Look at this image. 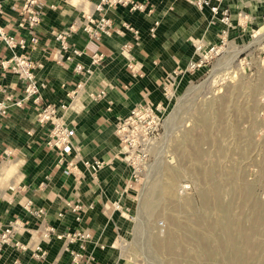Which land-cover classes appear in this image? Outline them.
Listing matches in <instances>:
<instances>
[{"label": "crops", "instance_id": "0c3cea01", "mask_svg": "<svg viewBox=\"0 0 264 264\" xmlns=\"http://www.w3.org/2000/svg\"><path fill=\"white\" fill-rule=\"evenodd\" d=\"M133 1L150 12H129L118 5L103 6L96 12L94 6L99 0H38L40 22L30 34L17 28L19 5L0 0V27L24 39L26 48L17 53H25L41 65L34 70L40 84L37 102L25 100L0 116V233L13 223L17 225L9 243L0 248V264H72L69 251H77L78 242L68 244L56 236L76 230L90 234L79 264H125L119 256L125 217L114 207L130 205L135 184L114 128L137 105L163 109L167 102L163 82L170 79L172 87L175 80L194 78L198 71L186 72L196 59L194 45L217 44L224 29L206 8H196L194 0ZM220 8L230 15L227 37L240 40L243 28L260 27L264 0H223ZM87 16L108 19L113 33L90 40L82 31ZM122 23L137 31V40L121 29ZM154 23L151 36L149 29ZM70 25L75 28L63 52L54 36ZM30 35L36 39L33 45L28 42ZM123 45H130L132 70L121 53ZM71 49L80 55L71 56ZM95 52L103 59L93 67L89 56ZM58 54L62 57L57 60ZM9 57L10 52L0 43V61ZM76 63L88 73L74 74ZM78 83L80 88L76 90ZM0 85L13 100H21L22 84L16 75L0 70ZM100 91L104 93L101 98L90 96ZM45 104L63 105L55 120L74 131L75 150L61 164L44 145L49 125H40L35 119L37 110ZM82 160L100 161L102 166L92 174L81 165ZM68 162L75 169L64 174ZM73 205L82 209L78 222L69 211ZM37 210L41 211L37 216L29 213ZM48 228L54 233L47 235ZM35 246L44 251L43 259L33 256Z\"/></svg>", "mask_w": 264, "mask_h": 264}, {"label": "rangeland", "instance_id": "374dc122", "mask_svg": "<svg viewBox=\"0 0 264 264\" xmlns=\"http://www.w3.org/2000/svg\"><path fill=\"white\" fill-rule=\"evenodd\" d=\"M238 36L206 47L216 53L194 78L169 84L119 210L123 263L264 264V20Z\"/></svg>", "mask_w": 264, "mask_h": 264}, {"label": "built area", "instance_id": "2783aa9c", "mask_svg": "<svg viewBox=\"0 0 264 264\" xmlns=\"http://www.w3.org/2000/svg\"><path fill=\"white\" fill-rule=\"evenodd\" d=\"M8 1L19 5L16 9V15L18 17L17 28L29 31L31 34L32 30L35 29L40 22V17L36 9L38 0ZM215 1L216 3L214 4L211 2V0H194L193 5L198 9L206 8L211 16L224 27L223 31L220 33V43L222 44L227 39V31L231 23L230 15L227 9L220 8V2L223 0ZM115 5L127 8L129 12H150L145 5L134 2L133 0H99V2L94 6V11L101 12L103 6L112 7ZM237 16L238 18H243L242 14H238ZM262 19L264 20V16ZM155 25L156 23H154L149 29L151 36L154 33ZM74 28V25H70L65 31L55 34L54 39L59 43L60 51H67L68 46L66 40L69 37V34L73 32ZM121 29L123 31L129 32L134 40L138 39L137 31L130 24L122 23ZM82 31L90 40L98 41L101 36L109 37L113 33L114 29L112 28L110 21L103 16H100L96 20H93L90 16H87L82 24ZM28 42L30 45H33L36 42L35 37L30 35ZM0 43L5 47L6 50L10 52V57L8 59L0 61V70L8 71L16 75L22 84L21 100H13V98L8 95L0 85V116H3L10 107L20 106L21 102L25 100L31 99L32 102H37V94L40 89V84L35 80L34 70L41 68V65L40 63L32 62L25 53H17V51L25 50V40L21 37L5 32L1 27ZM129 51L130 45H123L121 53L125 55V59L128 61L127 68L132 70ZM194 53L196 55V59L195 61L189 63L186 68V72H191L200 68L203 60L207 56L211 55V53L215 54L216 51H214L213 47H209L207 49L204 47V45H202V43H196L194 45ZM70 55L76 57L79 56L80 53L74 49H71ZM61 57L62 56L60 54L56 56L57 60ZM102 59V55L95 52L89 56V63L94 67L99 65L102 62ZM65 60L71 61V57H66ZM72 70L73 73L77 75L88 73V69H84L78 63L73 65ZM177 75L178 74L174 73V76ZM169 84L170 79H166L162 84V93L166 100L170 98ZM79 88L80 83L76 84V90ZM90 96L96 100L104 96V93L100 91L99 93ZM60 108L62 109L63 105L56 106L52 104H45L37 110L35 119L40 125H49V129L44 140V145L48 150H51L55 153L57 162L61 164L65 161V158L68 157L75 149L72 144L74 137L73 129L55 120L57 110ZM162 111L163 109L158 105H137L124 118L120 119L114 128V134L122 145L121 154L123 156V161L129 169L130 178L133 182L137 180L138 174H140L145 168L148 150L154 142L156 130L160 127ZM80 163L92 174L96 173L97 170H99L102 166L100 161L82 160ZM73 169H75V165L73 163H66L64 174H69L70 170ZM114 208L116 210H120L119 205H115ZM81 210V207L77 205L69 207V211L74 213V220L77 222L80 221ZM29 213L37 216L41 213V211L37 210L31 211ZM16 229L17 225L13 223L1 231L0 248L3 245L9 243ZM46 232L47 235L54 233L52 228H48ZM46 234L45 236H47ZM56 238L64 239L68 244L78 242L77 251H69V255L72 264H79L83 258L82 252L85 249L84 243L90 239V234L85 231L76 230L73 232L57 235ZM44 255V251H42L39 246L34 247L33 256L36 259H43Z\"/></svg>", "mask_w": 264, "mask_h": 264}, {"label": "bare ground", "instance_id": "6f19581e", "mask_svg": "<svg viewBox=\"0 0 264 264\" xmlns=\"http://www.w3.org/2000/svg\"><path fill=\"white\" fill-rule=\"evenodd\" d=\"M164 122V121H163ZM162 125H163V123H162ZM245 241H246V243L248 242L246 239H245ZM249 243V242H248Z\"/></svg>", "mask_w": 264, "mask_h": 264}]
</instances>
